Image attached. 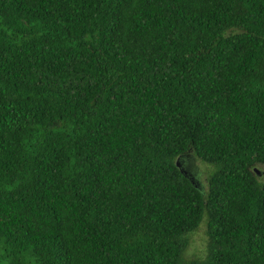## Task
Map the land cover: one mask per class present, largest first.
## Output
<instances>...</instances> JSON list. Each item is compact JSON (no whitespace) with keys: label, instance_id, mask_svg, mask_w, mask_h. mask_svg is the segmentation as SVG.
Masks as SVG:
<instances>
[{"label":"trees","instance_id":"obj_1","mask_svg":"<svg viewBox=\"0 0 264 264\" xmlns=\"http://www.w3.org/2000/svg\"><path fill=\"white\" fill-rule=\"evenodd\" d=\"M256 165L264 0H0V264H264Z\"/></svg>","mask_w":264,"mask_h":264},{"label":"rangeland","instance_id":"obj_2","mask_svg":"<svg viewBox=\"0 0 264 264\" xmlns=\"http://www.w3.org/2000/svg\"><path fill=\"white\" fill-rule=\"evenodd\" d=\"M191 160V168L187 170L189 177L193 184L198 188H203L205 185V177L207 175V166L201 163L199 160L193 156H189ZM258 171L263 172L264 168L256 165L254 166ZM261 175V174H259ZM205 243V226L202 221L197 229L190 234L189 245L186 249L185 254L187 256H201L204 250Z\"/></svg>","mask_w":264,"mask_h":264},{"label":"flooded vegetation","instance_id":"obj_3","mask_svg":"<svg viewBox=\"0 0 264 264\" xmlns=\"http://www.w3.org/2000/svg\"><path fill=\"white\" fill-rule=\"evenodd\" d=\"M181 164L184 167V169L188 170L189 167L191 168V160H190V158H188V156H185V158H183L181 160Z\"/></svg>","mask_w":264,"mask_h":264},{"label":"water","instance_id":"obj_4","mask_svg":"<svg viewBox=\"0 0 264 264\" xmlns=\"http://www.w3.org/2000/svg\"><path fill=\"white\" fill-rule=\"evenodd\" d=\"M175 164H176V166H178L180 172H181L184 176H186V175H185V172L179 167V164H178V160H177V159H176V161H175ZM253 170H254V172H255L256 174H259V171H258L256 168H253Z\"/></svg>","mask_w":264,"mask_h":264}]
</instances>
